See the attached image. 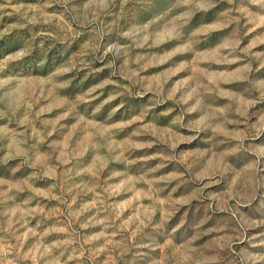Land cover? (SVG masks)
I'll use <instances>...</instances> for the list:
<instances>
[{
    "label": "rangeland",
    "instance_id": "obj_1",
    "mask_svg": "<svg viewBox=\"0 0 264 264\" xmlns=\"http://www.w3.org/2000/svg\"><path fill=\"white\" fill-rule=\"evenodd\" d=\"M0 264H264V0H0Z\"/></svg>",
    "mask_w": 264,
    "mask_h": 264
}]
</instances>
